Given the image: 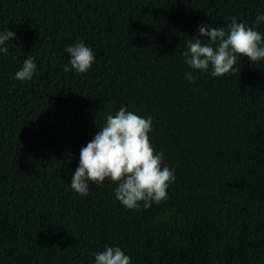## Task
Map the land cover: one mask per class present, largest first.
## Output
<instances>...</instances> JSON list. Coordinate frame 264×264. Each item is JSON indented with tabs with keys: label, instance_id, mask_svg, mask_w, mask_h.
<instances>
[{
	"label": "trees",
	"instance_id": "1",
	"mask_svg": "<svg viewBox=\"0 0 264 264\" xmlns=\"http://www.w3.org/2000/svg\"><path fill=\"white\" fill-rule=\"evenodd\" d=\"M258 13L264 0H0V31L16 33L0 53V264H95L106 245L131 264H264V60L189 83L183 56L202 23ZM78 42L96 57L83 75L65 51ZM29 56L33 79H15ZM124 106L152 118L174 169L147 209L107 180L71 189L80 150Z\"/></svg>",
	"mask_w": 264,
	"mask_h": 264
},
{
	"label": "clouds",
	"instance_id": "2",
	"mask_svg": "<svg viewBox=\"0 0 264 264\" xmlns=\"http://www.w3.org/2000/svg\"><path fill=\"white\" fill-rule=\"evenodd\" d=\"M264 22V14H257L255 26L247 20L232 16L227 27H210L207 23L199 26V36L187 42L183 51L185 63L193 70L185 73L189 83H195V72L211 70L214 77L229 73L236 75L238 58L248 57L252 64L264 60V35L257 30ZM200 37H206L201 39ZM12 30L0 31V53L8 54L6 42L14 40ZM65 51L70 54L71 68L78 74L86 73L95 62L93 50L83 42L69 45ZM34 57H27L15 79L31 81L36 73ZM70 71L67 65L63 69ZM152 118H145L119 108L115 115L109 113L106 123L94 138L80 150L79 165L72 179L71 189L81 196L89 193V182L103 186L110 181L116 184L115 197L127 209L149 208L168 199V189L175 182L174 169L164 164L162 152H157L151 144ZM95 264H131V257L119 246H105L97 252Z\"/></svg>",
	"mask_w": 264,
	"mask_h": 264
}]
</instances>
